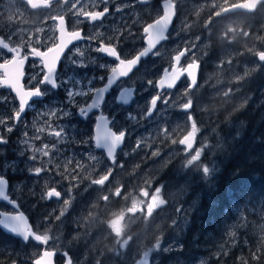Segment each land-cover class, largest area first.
Returning <instances> with one entry per match:
<instances>
[{"label":"rangeland","instance_id":"374dc122","mask_svg":"<svg viewBox=\"0 0 264 264\" xmlns=\"http://www.w3.org/2000/svg\"><path fill=\"white\" fill-rule=\"evenodd\" d=\"M79 1L82 3L78 7L68 8L67 14L70 12L71 16H81L94 11L96 6L121 10L113 16L112 22L96 27L94 32L104 39H122L124 50L131 52L143 47V30L162 17L161 4L165 2ZM174 1L178 5V16L169 44L161 48L152 60L144 62L142 70L136 72L128 84L129 88L138 87L140 99L133 102L130 109L116 108L115 98L107 105L108 109H115L114 116L121 113L122 119L119 131L115 129L116 135H122L123 130L127 137L124 147L117 153V164L111 165L106 153L97 150L91 131L85 133L88 127L78 118L75 104L68 108L70 116L67 118L60 116L57 119L52 114L46 121L43 116L40 119L37 116L31 123H22L18 132H10V136H19L15 138L16 141L7 139V144L0 145V172L8 176L11 185L8 194L17 201L21 211L25 209L28 215H33V200L38 197L39 189L41 204L53 205L54 210L49 212V217L61 221L55 233H45L44 236L48 238L46 241L51 242L52 246L58 244L63 249H71L75 264H137L146 259H151L152 264H162L163 257L170 255L169 248H180L176 244L171 247L173 241L165 243L166 227L173 224L170 221L178 216L187 217L196 210V200L189 199L190 190L211 177L218 166V155L224 153L232 141L213 140L196 115L205 114L207 119L211 115L219 116L220 110H223L221 105L235 103L230 101L240 96L249 82V63L257 68L263 67L256 57L264 52V3L259 6L257 14L247 20L240 14L222 16L225 10L242 0ZM141 2L146 4L141 5ZM34 22L36 24V20ZM127 22L129 25L125 27ZM41 24L42 33L49 31V28L44 27V19ZM233 44L235 46L231 47ZM213 46L225 49L221 51L219 60L209 63L208 60L217 58ZM239 48L248 56L244 55L245 60L240 63L236 54ZM97 50L96 44L85 46L71 56V61L84 65L82 55ZM183 50L190 54L182 66L183 72L189 65L200 64L199 85L191 91L189 77L185 75L180 81L183 84L159 95L157 81L168 71L166 69L172 70L173 54L179 55ZM79 81L83 80L73 75L68 80L75 86H78ZM87 85L79 88L78 93L88 95L74 98L80 107L87 108L91 103L94 86L92 83ZM263 87L264 84L254 87L253 92L257 93L255 96L246 93V102L255 98L263 101V92L260 91ZM205 90L211 93L214 101H203ZM225 95L226 101L220 100ZM156 98H159L157 111L148 119L146 115ZM47 107L44 105V108ZM185 107H190V111L186 112ZM3 111L4 105L1 104L0 121L3 123L0 136L7 138L9 132L3 129L6 123ZM31 112L34 115L36 109ZM5 127L7 129L10 126ZM58 132L61 135L58 136ZM231 135L228 133L227 138ZM185 137L191 139L189 149L181 145ZM21 142L24 144L15 151L5 147ZM21 151L24 152L23 156L20 155ZM30 155L35 156V161L29 159ZM251 156L247 159L257 161L258 158H264V150L252 148ZM13 164L15 167L10 170ZM21 167L39 168L40 177L37 181L30 178L32 183L28 182V187H25L19 181ZM174 167L180 172V178L173 180L172 186L157 182L164 175L166 178ZM122 176V181H119ZM53 190L61 194L60 201L49 200ZM87 194L89 198H85ZM2 207L4 212H15L4 203ZM72 221L79 230L87 232L77 248L70 240ZM158 252L161 255L157 258L154 254ZM33 257H36V248ZM203 260L200 258L196 264H202ZM175 262L183 264L179 259Z\"/></svg>","mask_w":264,"mask_h":264},{"label":"flooded vegetation","instance_id":"af4514ba","mask_svg":"<svg viewBox=\"0 0 264 264\" xmlns=\"http://www.w3.org/2000/svg\"><path fill=\"white\" fill-rule=\"evenodd\" d=\"M246 1L248 0H242V2ZM79 3L82 2L79 0H0V105H4L3 112L6 115V123L3 127L5 131V126L9 125L13 128V130H15V132H18L22 123H31L37 116H39L38 119L43 116L45 121L50 119L52 116L50 112H56L57 109L60 111L61 108L65 107L63 97L68 89H71L74 93H78L79 88L87 87V84L92 83L94 86V90L92 92L93 99L96 91H99L101 87L107 86L105 81L100 80L99 77H105V80L109 78L110 84H113V86L107 93L104 94L105 97L103 104L100 106L98 111L92 113L87 117V119H82L78 116V118L88 127L85 133L91 131L94 136V129L97 125L98 117L108 119L107 122L110 123V129L114 133L115 129L119 131L122 119L121 113L114 116L115 109H108L107 105L111 103V99L115 98L116 108L130 109V106H125L122 101H120V92L127 90V92L130 93L129 90L134 89L135 100L133 102L140 99L137 92L138 87L129 88L128 84L135 76V73L142 70L141 68L143 67L144 62L152 60L161 48H163L166 44H169V39L160 47L155 49L150 56H144L141 53L140 56H142V59L137 63L138 65L136 64L132 66L131 63L136 60L139 54L131 51H125L122 39L108 40L102 38L94 32L96 27L105 26L106 24L112 22L113 16L119 14L121 10H115L111 7L100 8L96 6L94 7V11L83 13L81 16H71L69 14L70 12L67 14L68 8L72 9L73 7H78ZM145 4L146 2H141V5ZM106 9L107 11H105ZM101 13H104V15L101 16ZM43 19L46 22L44 27L49 28V31L45 30L44 33H42L41 24ZM35 20L36 24L34 22ZM128 25L129 22L126 23L125 27H128ZM148 26H146L143 30L144 45L141 49L144 50L146 49V36L144 32ZM50 31L51 33H49ZM90 44H96L98 50L89 51L88 53L86 52L82 55V60L84 62L83 66L71 61V56L75 54L77 50ZM176 55H178V53L173 54L172 61ZM189 55L190 54L188 52V56ZM188 56L183 60L182 66L188 61ZM112 57H115L116 60ZM208 61L209 63L213 62L212 60ZM56 64V78L59 88L52 89L50 85L43 84L41 86L42 91L47 90V95L42 101L36 98H33L36 101L35 103H33V101H29V103L32 104V107L30 109H26L24 116L19 121H15L13 119L14 114L19 110V89L23 88L24 91L34 90L37 82L47 74L46 68L51 71L55 68ZM123 64L129 69V71H131L134 67V72L129 75L127 79L116 81L115 78L111 76ZM74 67L77 68L76 71L73 70ZM212 71H214L213 68ZM72 75L83 81H79L78 86H75L74 84L68 82ZM44 105H48V107L44 108ZM33 109H36L34 115L31 112ZM113 121H115V124H113ZM1 125L2 124L0 123V126ZM10 135L11 134L9 133L7 137L9 141H16L15 138L19 137L17 135ZM22 144L24 143L21 142L13 146L7 145L5 147L9 150L15 151L21 148ZM116 157L114 160L115 164L118 163ZM9 158H11L10 155ZM114 163L111 162L110 164L113 165ZM25 169L26 167H21L19 181L27 187L28 182L32 183L31 180H29L30 178L37 181L40 175H30L27 171H25ZM177 170L178 169L174 167L171 171H169L168 176H166L163 181L165 185L170 184L172 186L173 180L180 178V172ZM122 179L123 176L119 178V181H122ZM208 191L210 194L212 192V195L214 196L218 191V186L214 185L212 188L208 186L200 187V197L206 200L209 195ZM40 195L41 192L38 189V197L33 200L32 218H28L34 229V233L41 237L44 236L45 233H55L61 224V221H57L49 217V212L54 210L53 205L52 203H48L43 206L39 201ZM85 198H89V195L87 194ZM49 207H52L53 209L49 210ZM3 209L4 208L1 205L0 210L3 211ZM198 213L200 215V212L194 211L187 217L181 215L174 221H170L173 224H169L166 227L167 234L165 237V243L173 241L171 247H174V244L179 246L181 241L183 242L186 230L190 226L189 219ZM214 214L208 212L199 216L208 222V229L212 234L208 235L201 233V221L200 219H197V224H195L198 226V229L193 225L194 231L188 235L191 241V243L187 244L190 247L187 251L189 253L188 258L190 259L192 254H194V264H196L197 260H199V254L201 252H206V259H210L208 262L205 258H202L204 259L202 264H212V253L215 251L217 243V226ZM135 229H138V226H135ZM70 232L72 233L70 240L73 242L75 248H77V246L79 247V244L84 241L82 239L87 236V232L85 230H79V228L73 224V221L71 223ZM44 242V245H36L35 259L41 260L45 253H54L55 264H66L67 259L62 260L60 256V253H64L66 254V257H69L73 264H75V257L71 249H63L59 247L58 244L52 246L51 242ZM169 249L178 251L180 248ZM154 255L157 258L159 257V254L157 253ZM174 255L175 256L167 261H164L162 264L175 262L179 256H177V253ZM174 264L178 263L175 262Z\"/></svg>","mask_w":264,"mask_h":264},{"label":"trees","instance_id":"16d2710c","mask_svg":"<svg viewBox=\"0 0 264 264\" xmlns=\"http://www.w3.org/2000/svg\"><path fill=\"white\" fill-rule=\"evenodd\" d=\"M240 15L245 16L247 20L251 18L245 14ZM234 46L235 44L231 45ZM221 49L225 48L213 46L212 50L217 55L213 62L219 59ZM236 52L238 61L245 56L248 57L240 51V48ZM223 56L225 57L226 54ZM249 69L251 71L247 77L250 80L243 88L242 94L230 101H234L235 104H222L223 110H220L219 116L211 115L208 119L202 113L196 116L213 140L220 142L231 139L232 141L224 153H219L218 166L211 177L190 190L189 199L196 200L195 211L200 212V215L198 213L189 219L190 226L186 230L183 242L181 241L179 245L180 249L178 251L168 249L170 255L164 256V261L175 256V253L180 256L178 258L180 261L189 262L194 258V254L190 259L188 258L187 251L190 247L187 244L191 243L188 235L194 231L193 225L198 229L197 219H200V226L202 225L200 232L212 234L208 229V222L199 217L211 212L215 213L217 226L216 264H264V173L261 172L264 171V158H258L257 161L247 159L252 157V148L264 150V100L261 102L256 98L251 102L245 100L246 93L255 96L257 93L253 92L254 87L264 84V68H257L249 63ZM260 91L263 92V99L264 87ZM226 99L227 95L220 98L223 101ZM217 100L220 103L219 98ZM203 101H214L208 90L204 92ZM227 115L228 119H226ZM228 133L232 134L229 138H227ZM205 161L209 162L207 159ZM164 179L165 175L157 182L163 183ZM214 185L218 186L216 195L213 196L212 192L210 194L208 191V198L202 199L199 188L202 186L212 188ZM23 212L30 219L32 218L27 210L23 209ZM35 248L36 245L32 242L24 245L21 241L4 234L0 236V264H13V262L32 264ZM157 254L160 257L161 253ZM199 255V259H206V252H201ZM254 256L259 259H253ZM206 260L210 261V259Z\"/></svg>","mask_w":264,"mask_h":264},{"label":"water","instance_id":"95a60500","mask_svg":"<svg viewBox=\"0 0 264 264\" xmlns=\"http://www.w3.org/2000/svg\"><path fill=\"white\" fill-rule=\"evenodd\" d=\"M26 1H29V0H26ZM262 3H264V0H248L246 2L239 3L237 5H234L233 7L225 10L223 12L222 16H226L229 14H235V13L253 14L258 10L259 6ZM162 10H163V16L161 17V19H159L158 21L149 25L145 29V32H144L145 36H146V45H147L146 50L150 53H152L155 49H157L165 41H167L169 30H170V28H171V26L175 20V17H176L175 5L173 4V2L171 0L165 1L162 3ZM186 55H187V51L184 50L179 56L175 57L174 58V67L172 69V72H165L163 77L161 78V80L158 81L157 88H158V94L159 95H162L165 92L173 91L178 86V84L184 78L185 75H188V77H189V81L191 83V91H194L196 89V87L198 85V74H199L200 65L198 63H196L194 65H190L187 67L186 71L183 72L180 69V65H181V63H182V61ZM259 58L261 60H264V53H261L259 55ZM141 59H142V56L139 55L136 58V60L133 61L134 63L133 62L131 63V65L132 66L136 65ZM133 72H134V67L132 68L131 71H129V69L123 64L112 74L111 77L115 78L116 81H121L122 79H127V77L121 78L122 76H128L129 77V75H131ZM129 91L132 95L128 97L129 103L126 105L123 104L125 106H130L133 103V101L135 100V90L131 89ZM104 97L105 96H103V98L101 99L99 107L103 104ZM158 103H159V99H155L151 103L150 109L146 115V117L148 119L152 118L155 115V113L157 111ZM99 107L93 109L92 112L88 116H90L92 113L98 111ZM189 110H190V107H187V111H189ZM24 114H25V112L21 115V118L24 116ZM102 139H108L110 141V143L112 145L111 150L109 151L106 149H100L98 147H96V148L99 151H104L106 153L107 157L112 161V163H114L117 152L119 150H121L124 146L125 136L123 134L120 136H117L110 129V123L107 122V119L102 118V117H98L97 118V126L94 130V143L96 142L97 144H99V142ZM182 145L184 147H186L187 149H189V147L191 145V139L189 137H185L182 140ZM6 190L8 193L9 186H7ZM48 198H49V200L57 199V201H60L62 199V196L59 193V196L57 198H52L49 194ZM1 203H4V204L8 205L9 207L13 208L12 205L10 203H8L7 201L0 200V204ZM14 210L16 211V213H12V214L15 215V214H21L22 213L24 216H26L23 212L20 211L19 207L17 209H14ZM29 223H30V221H29ZM26 227H29V226H26ZM32 229L33 228H32V225L30 223V227H29L30 234L34 237L39 238L40 236L36 235L32 231ZM4 234H6L8 236L7 233H4ZM12 238L21 241L25 245L29 244L30 241H32L34 244L40 245L31 239L28 242H24L22 237H12ZM43 244H44V242H43ZM54 256H55L54 253H45L43 258L41 260H39V264H55ZM33 264H34V262H33ZM66 264H73L72 260L69 257H67ZM137 264H151V262L149 260H143V261L138 262Z\"/></svg>","mask_w":264,"mask_h":264},{"label":"snow or ice","instance_id":"6c2138e0","mask_svg":"<svg viewBox=\"0 0 264 264\" xmlns=\"http://www.w3.org/2000/svg\"><path fill=\"white\" fill-rule=\"evenodd\" d=\"M105 11H107V9ZM100 15L103 16L104 13H101ZM104 54H106V53H104ZM112 58H114L116 60L115 57H112ZM56 66H57V64L55 65V68H53L51 71L48 68H46L47 74L44 75L37 82L36 86L34 87V90L24 91L23 88L19 89V91H18V95L20 96L19 110L16 111L14 114L13 119L15 121H19L21 118V115L25 112V110L30 109L32 107V104H30L29 101H33V103H35L36 101L33 98H36V99L42 101L43 98L47 95V90L42 91L41 86L43 84L50 85L52 89H58L59 88V85L57 83V78H56ZM80 66H83V65H80ZM123 77H128V76H122L121 78H123ZM99 79L104 80L107 86L101 87L99 89V91H96L95 99L91 100V103L88 104L87 108L80 107L79 103H77L74 98L76 96L88 95V94L87 93H74L71 89H68L65 92L64 97H63V103H64L65 107L61 108L59 112L52 111L50 113L56 115L57 119H59L60 116H64L65 118H67L70 116V112L68 111V108L71 107L73 104H75L76 108H77L76 114L79 115L82 119H87L88 115L92 112V110L99 107V101L103 98L104 94L107 93L109 91V89L113 86V84H110L109 78H107L105 80V77H99ZM146 83H149V82H146ZM9 88H11V87H9ZM131 95H132L131 93H128L127 90H125L124 92H120L119 99H120V101H122L123 104L126 105L129 103L128 97ZM161 103H163V101H161ZM0 123H3V121H0ZM113 124H115V121H113ZM58 127H59V125H58ZM6 131L10 133L13 131V128L8 127L6 129ZM64 131H65V129H64ZM121 131L123 132V135L126 137V132L123 130H121ZM57 135L59 136V135H61V133L58 132ZM7 143H8L7 138L5 136H0V145H4ZM81 144H83V142H81ZM95 147H98L100 149H106V150L110 151L112 148V145L108 139H102L99 142V144H97L95 142ZM34 151H35V149H34ZM20 155L23 156L24 152L21 151ZM29 159L31 161H35L36 158H35V156L30 155ZM197 159H199V157H197ZM111 162L112 161H110V163ZM191 162L192 161H189V163H191ZM13 167H15L14 164L10 165V170ZM25 171H27L30 175H36V176L40 175V169L39 168L28 167L25 169ZM204 171L207 172L208 169L205 168ZM7 186H8V176L6 174H3L2 172H0V200L7 201L8 203H10L12 205L13 209H17L19 207V204L17 203V201H14L13 199L9 198V195L7 193V190H6ZM50 196L52 198H57L59 196V193L56 192L55 190H53L50 193ZM26 226L30 227V223H29L28 218L26 216H24L22 213L14 215L10 212L0 211V230H2V231H0V236L4 235V233H7L9 237H22L24 242H28L31 239L40 245H43V242L48 239L46 236H41L39 238L32 236L29 232V227H26ZM32 231H34V229H32ZM60 256H61L62 260L67 259L66 254H64V253H60ZM253 259H259V257L254 256ZM13 264H15V262H13ZM34 264H39V260L35 259Z\"/></svg>","mask_w":264,"mask_h":264},{"label":"bare ground","instance_id":"6f19581e","mask_svg":"<svg viewBox=\"0 0 264 264\" xmlns=\"http://www.w3.org/2000/svg\"><path fill=\"white\" fill-rule=\"evenodd\" d=\"M217 16V15H216ZM223 49H221V51H222ZM140 51V52H139ZM139 51H135L134 53H137V54H139V55H141V53L144 55V56H146V55H148V56H150L151 55V53L150 52H148L146 49L144 50V49H140ZM221 51H220V53H219V58H220V54H221ZM240 51H242V53H243V51L244 50H241L240 49ZM244 54V53H243ZM259 55L260 54H257V57H256V59H257V61H258V63L259 64H261L262 66H263V68H264V60H261L260 58H259ZM219 60V59H218ZM244 60H245V58H243V59H241L240 61H238L239 63L240 62H244ZM216 62V61H215ZM260 68V67H259ZM251 70H249V72H250ZM249 72H247V74L249 73ZM247 78H249V77H247ZM249 80H250V78H249ZM235 104V103H234ZM184 110L187 112V107H185L184 108ZM197 116V115H196ZM158 142V141H157ZM168 181V180H167ZM28 187V186H27ZM74 223V222H73ZM180 257V256H179ZM217 258V253H216V251H214L213 253H212V264H216V261L217 260H214V259H216ZM194 261H195V256H194V258L191 260V261H189V262H184V261H182L181 260V262L183 263V264H193L194 263Z\"/></svg>","mask_w":264,"mask_h":264}]
</instances>
